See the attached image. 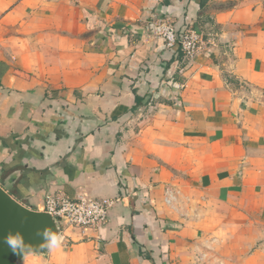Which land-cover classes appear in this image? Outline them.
Instances as JSON below:
<instances>
[{
  "label": "crops",
  "instance_id": "1",
  "mask_svg": "<svg viewBox=\"0 0 264 264\" xmlns=\"http://www.w3.org/2000/svg\"><path fill=\"white\" fill-rule=\"evenodd\" d=\"M202 1L0 0V184L115 201L23 264H264V0Z\"/></svg>",
  "mask_w": 264,
  "mask_h": 264
},
{
  "label": "water",
  "instance_id": "2",
  "mask_svg": "<svg viewBox=\"0 0 264 264\" xmlns=\"http://www.w3.org/2000/svg\"><path fill=\"white\" fill-rule=\"evenodd\" d=\"M63 239L57 217L26 206L0 184V264L47 256L52 243Z\"/></svg>",
  "mask_w": 264,
  "mask_h": 264
},
{
  "label": "built area",
  "instance_id": "3",
  "mask_svg": "<svg viewBox=\"0 0 264 264\" xmlns=\"http://www.w3.org/2000/svg\"><path fill=\"white\" fill-rule=\"evenodd\" d=\"M155 32L164 38L168 45L179 44L185 58L192 61L198 55L204 42L202 32L195 28L178 29L171 21H155ZM165 200L172 203L175 194L172 189H167ZM114 199L102 197L78 196L70 197L65 194H48L45 199L43 211L57 217L62 232L67 228L75 229H100L108 220L109 211L114 204Z\"/></svg>",
  "mask_w": 264,
  "mask_h": 264
},
{
  "label": "rangeland",
  "instance_id": "4",
  "mask_svg": "<svg viewBox=\"0 0 264 264\" xmlns=\"http://www.w3.org/2000/svg\"><path fill=\"white\" fill-rule=\"evenodd\" d=\"M31 256H32V257H33V256H34V257H35V256H36V257H38V256H39V257H46V256H41V255H31ZM31 256H30V257H31Z\"/></svg>",
  "mask_w": 264,
  "mask_h": 264
},
{
  "label": "trees",
  "instance_id": "5",
  "mask_svg": "<svg viewBox=\"0 0 264 264\" xmlns=\"http://www.w3.org/2000/svg\"><path fill=\"white\" fill-rule=\"evenodd\" d=\"M203 4H205V0H204V1H202V5H203Z\"/></svg>",
  "mask_w": 264,
  "mask_h": 264
}]
</instances>
